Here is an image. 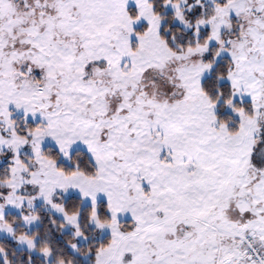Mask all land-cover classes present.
Returning a JSON list of instances; mask_svg holds the SVG:
<instances>
[{
  "label": "snow or ice",
  "instance_id": "6c2138e0",
  "mask_svg": "<svg viewBox=\"0 0 264 264\" xmlns=\"http://www.w3.org/2000/svg\"><path fill=\"white\" fill-rule=\"evenodd\" d=\"M0 264H264V0H0Z\"/></svg>",
  "mask_w": 264,
  "mask_h": 264
}]
</instances>
